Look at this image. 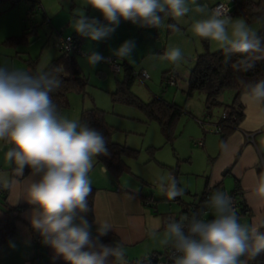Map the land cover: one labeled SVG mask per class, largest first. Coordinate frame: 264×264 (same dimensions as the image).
Segmentation results:
<instances>
[{
	"label": "clouds",
	"instance_id": "obj_1",
	"mask_svg": "<svg viewBox=\"0 0 264 264\" xmlns=\"http://www.w3.org/2000/svg\"><path fill=\"white\" fill-rule=\"evenodd\" d=\"M88 6L107 23L88 17L84 11ZM229 11L223 4L210 9L199 0H86L83 10H73L71 27L82 37L101 41L121 20L138 27L179 31L178 22L194 12L202 18L192 23L193 33L216 42L224 63L246 73L264 61V37L245 20L231 17ZM169 19L177 23H166ZM135 47L134 41L127 40L113 50L112 56L93 51L85 59L93 68L111 63L113 57L135 64ZM234 55L239 58L233 62ZM160 58L175 65L184 56L179 47H170ZM58 72L56 67L30 72L0 66V142L10 145L4 159L14 165L15 177L24 178L22 197L32 206L27 217L31 228L56 257L69 264H109V258L112 264H127L123 243L105 244L101 240L112 226L107 221L89 220L93 214L89 172L94 158L109 155L108 141L89 123L61 114L52 98L62 85ZM240 83L245 104L264 105V79ZM227 147L222 144L225 150ZM160 188L169 200L185 194L172 173L166 179L160 177ZM252 195L264 206V173L257 176ZM157 235L152 233L153 238ZM159 242L171 248L172 264H249L264 254V222L242 224L232 197L216 190L201 210L178 219L166 218Z\"/></svg>",
	"mask_w": 264,
	"mask_h": 264
},
{
	"label": "crops",
	"instance_id": "obj_2",
	"mask_svg": "<svg viewBox=\"0 0 264 264\" xmlns=\"http://www.w3.org/2000/svg\"><path fill=\"white\" fill-rule=\"evenodd\" d=\"M218 1H227L233 7L236 2L241 0H199L200 3H206L207 5L215 4ZM67 2L69 3L68 6L72 15L73 10L76 8H78L77 11L83 10L86 0H56L58 6L50 5L49 0H39L41 22L53 29V25L56 22L54 20L55 16L63 10V5ZM26 3L25 15L29 7L28 1ZM18 8V6H15L10 10H18ZM84 11L88 17L96 18L101 23H107L103 16L90 6L84 8ZM187 16L189 18V15ZM232 17L245 20L240 15ZM67 22L70 23L71 20ZM174 22L177 23V21ZM35 23L37 22L35 21ZM125 23L128 24L125 26ZM248 24L253 31L257 32L262 24H264V17ZM189 26V19H187L184 27L185 31ZM148 30H150L149 27H138L131 22L121 20L115 31L101 41H92L81 36L79 54L83 56V59H85V55L93 51L108 53L109 56H112L113 50L118 48L119 44L129 40L126 36L133 31H136L146 43H160V46L162 45L161 43H164L167 46L169 32L166 27L161 29L152 28L153 34L150 35L148 34ZM161 32L164 33L162 34ZM52 34L55 37L53 46L57 52L54 56L56 57L59 54L56 43L60 37L66 35L62 31H57L56 33L52 31ZM67 35L79 34L73 30L72 34ZM207 41L210 50L215 51L219 49L216 42ZM180 49L184 57L192 58L197 54L196 47L193 50H189L188 46L181 45ZM154 52L151 48L147 51V53ZM29 58L32 59L31 56ZM119 60L120 62L122 61L121 59ZM123 61L131 65L127 60ZM188 65L183 61L182 63L172 65L171 69H168L169 66L162 68L160 81L165 72L172 70L181 77V81L174 87L180 88V90L185 92L187 89L185 82L187 83L189 77ZM25 69L26 67L23 70ZM146 73L148 74L147 71ZM139 77L142 79L150 78V76L149 78ZM234 94V90H225L221 95V101L224 104H231ZM241 97L242 94H240L238 101L242 105V119L237 128L230 132L222 142H220L219 133H204L198 120H207L209 124L217 123L222 112L225 110L224 105L213 108L208 115L209 118H206L205 109L200 114L202 118H195L192 115L191 109H186L195 118L196 123H191L187 120L182 126L180 123L181 117L177 124L175 130L176 138L173 143L174 154L176 156L175 162L176 166L178 165L176 168L168 166V169H166L167 166L163 160L160 161L158 160L159 158H155V165H153L155 167H151L152 161L149 159L148 161H151V163L146 165V171L141 173L134 172L131 159L124 157L123 160L128 165L130 171L123 172L118 177H115L107 171L105 166L96 163V159L94 158V166L98 167L99 174L96 176L98 180L90 179L92 186L95 187L92 207L93 220L95 219V221L100 223L107 221L112 226L113 230L109 233L113 234L118 238V241L124 244L127 264H135L137 260L147 257L152 253H162L165 249L159 242L163 232L162 219L168 214H180L182 205L184 203L196 202L207 186H213L214 188L222 187L231 192L236 191L235 188H239V192L236 195L246 207L244 212L238 214L240 222L242 224L256 225L264 222V206H261L252 195V189L255 186L257 176L264 173V105L245 104ZM83 109L86 108L84 107ZM105 120L110 124L106 119V115ZM110 125L113 126L112 124ZM213 134L219 135L217 148L216 137ZM180 138H185V140L183 141ZM200 138L203 139V145L195 143ZM189 141L192 143L190 144ZM114 142L118 143L117 141ZM222 144L228 146L226 150L222 148ZM198 152H201L204 157L201 167L198 164ZM195 153L197 154L196 159ZM13 167H9L3 173H0V185L5 188L4 203L7 206L19 208L16 211L15 234L9 241L0 244V264H39L49 258L64 260L62 257H56L53 249L43 244L39 234L32 230L27 218L32 206L22 197L24 178L15 177L12 171ZM104 169H106V172ZM152 170H155L153 172L156 175L155 179H153L157 180L156 182L159 184L160 177L166 179L169 172L175 170V177L185 189V194L181 197L183 200L182 204L169 200L167 196L161 198V195H154L151 188L147 185L149 184L148 180H146L148 178L147 174L152 172ZM28 171V169L25 170V176L28 175ZM90 174L91 171L89 172ZM5 183L10 184V187H5ZM146 201H149V203L147 204ZM2 207L3 203L0 202V218L5 215ZM211 218L209 217V219ZM94 228L95 225H93ZM153 232L158 233L156 238H153ZM102 242L110 244L106 240H102ZM109 264H112L111 258H109ZM249 264H264V254L258 256L254 261H250Z\"/></svg>",
	"mask_w": 264,
	"mask_h": 264
},
{
	"label": "rangeland",
	"instance_id": "obj_3",
	"mask_svg": "<svg viewBox=\"0 0 264 264\" xmlns=\"http://www.w3.org/2000/svg\"><path fill=\"white\" fill-rule=\"evenodd\" d=\"M49 3L50 5H57L56 0H49ZM26 4L25 0H19L17 3H15L14 0H0V66L24 69L26 65L23 59L31 56L36 62V70H42L57 54L56 49L53 46L55 37L52 34V31H54V33L62 31L64 35L72 34L73 29L71 27V22H67L70 20L72 21V15L69 10V3L67 2L63 5V10L55 16L54 20L56 22L55 25H53L54 28L52 29V27H47L41 22V13L39 10L30 16L32 18V22H34L33 25H36L37 32L33 33L29 42L24 45L19 44L15 47L5 44L3 42L5 38L21 34L24 26L27 24L28 20L24 12ZM212 5H208V7L210 8ZM15 6L19 7L18 10H10ZM77 9L78 8L75 10L77 11ZM200 18L202 17L194 12H191L189 13V18L188 16H185L181 19L179 21V25L182 26L181 28L179 26L180 30L172 31L168 34L167 46L164 43H161V46L160 43H146L136 31H133L126 36L129 40L134 41L136 45L132 54L135 59V64H130L134 70H146L150 76L149 79H142L139 76H136L134 79L131 90L141 100L147 102L154 96H161L170 102H176L184 105L187 110L190 108L192 115H194L195 118H202L200 114L205 109L204 94L202 92H193L187 97L186 93L180 90V88L164 86V84L160 81L161 69L166 66H169L168 69H171L172 65H174L173 63L160 58L167 49L170 47L180 48L181 45H186L189 50H193L194 47H196L197 54L202 52L203 46L201 38L196 36L191 28L194 20ZM187 19H189L190 26L185 31L184 27ZM35 21L37 23H35ZM127 24L128 23H125V26ZM149 29L148 34H153L152 28ZM120 45L121 44L118 46ZM150 48L155 52L147 53ZM85 52L87 53V51ZM99 53L105 57L109 56L108 53ZM75 56L82 73L88 79V83L85 87V92L72 91L68 93L69 104L66 108L62 109L61 114L68 119L78 120L81 110L84 107L90 108L96 106L98 108H102V110L106 112L105 115L107 121L114 127L112 140L117 141L120 144H124L129 148L135 149L138 152L135 158L127 157L128 159H131L134 172L141 173L146 171V165L151 163V161V167H155L153 166L155 165V158H159L158 160L160 161L163 160L164 164L167 166L166 169H168V166L176 167V156L174 154L173 144L165 141L157 122L147 118V116L136 106L122 102H114L111 99V93L116 88V80L122 77V71H112L107 63H101L93 68L87 64L86 59H83L81 54L77 53ZM84 57H86V55ZM183 61L186 62V64H189L188 58L184 57L181 63ZM192 115L188 112L187 114H183L180 122L181 125L183 126L187 120L191 123H196V120ZM213 135L216 137L217 148L219 135ZM180 139L183 141L185 140V138ZM189 143L191 144L192 142L189 141ZM9 146L10 145L0 142V173H3L7 168L13 166L9 165L4 159V152ZM197 148L199 147L197 146ZM198 155V164L199 167H201L204 162V157L201 152H198ZM196 158L197 154L195 153V159ZM149 159L151 161H148ZM153 171L155 170H152V172L147 174L148 178L146 180H148L149 183L147 185L151 188L154 195H161V198L166 197V194L161 191L160 184L156 182L157 180H154L156 175ZM98 174V167L94 166L91 170L89 178L91 180L92 178L93 180H98L96 177ZM153 182L157 184H154Z\"/></svg>",
	"mask_w": 264,
	"mask_h": 264
},
{
	"label": "trees",
	"instance_id": "obj_4",
	"mask_svg": "<svg viewBox=\"0 0 264 264\" xmlns=\"http://www.w3.org/2000/svg\"><path fill=\"white\" fill-rule=\"evenodd\" d=\"M18 1L19 0H14V2ZM26 1L29 3L26 14L28 22L24 26L21 34L5 38L3 41L5 44L13 47L18 46L19 44H27L33 33L37 32L36 25H33L34 22H32L30 16L38 11L35 9V6L39 4V0ZM233 11L234 15H240L247 23H252L264 17V0L238 1L233 5ZM168 23L175 22L169 19ZM167 31L169 33L172 32V30L168 28ZM257 34L264 37V24H262L257 31ZM71 36L75 39L78 51L59 52V54L52 58L42 69L49 70L53 67L59 68L57 75L61 79L62 85L57 91L52 93V98L58 105L60 112L69 104L68 93L72 91L85 92V87L88 83V79L82 73L75 56L77 53H80L79 43L81 42V36ZM201 43L203 46L202 52L196 54L192 58L186 57L189 61V77L185 93L187 97L193 92H202L204 94L206 115H209L213 108L224 105V109L228 111V115L225 118L220 117L217 121V124L220 127V142H222L230 132L237 128L243 116L242 105L238 101L240 94L243 93V86L240 81L254 82L259 79H264V61L257 62L255 68L246 73L236 72L229 64L224 63V56L221 50L217 49L211 51L207 39L201 38ZM238 58L237 55H234L232 61L234 62ZM23 61L26 65L25 70L30 72L38 71L36 70V62L33 59L25 58ZM120 66L122 77L116 80V88L111 93V99L114 102H122L139 108L147 118L157 122L165 141L173 144L176 138L175 130L177 124L182 115L187 114L188 112L184 105L170 102L161 96H154L147 102L141 100L131 90L134 79L136 76H139L140 71L134 70L131 65L123 60L120 62ZM225 90L235 91L231 104H224L221 101V95ZM78 120L87 122L91 127L101 131L108 141L107 148L109 155L98 156L96 158V163L105 166L107 171L115 177H118L123 172H129L130 169L123 159L124 157L135 158L138 152L135 149L129 148L124 144L116 143L112 140L114 127L106 122L104 110L96 106L83 109ZM176 167H178V165ZM172 171L174 175H176L175 170ZM92 188L93 192L89 197L91 207H93V198L95 194V187L92 186ZM235 190V193L239 192V188H235ZM4 200L5 188L1 185L0 202L3 203L2 208L5 215L0 218V244L9 241L15 234V222L17 219L16 211L19 209L17 207L7 206L4 203ZM245 209L246 207L243 205L241 199H239V210L237 213L240 214L244 212ZM89 220H93V214H89ZM101 240H106L110 242V244H113L118 241V238L109 233L107 236L102 237ZM39 264H69V262L62 259L49 258L43 260Z\"/></svg>",
	"mask_w": 264,
	"mask_h": 264
},
{
	"label": "built area",
	"instance_id": "obj_5",
	"mask_svg": "<svg viewBox=\"0 0 264 264\" xmlns=\"http://www.w3.org/2000/svg\"><path fill=\"white\" fill-rule=\"evenodd\" d=\"M218 4H223L225 9H230L229 15L232 17L234 16L233 7L227 2V1H218L215 4H213L211 8H214ZM41 8L40 4H37L35 6V9L39 10ZM56 48L58 52H72V51H78V47L75 43V39L71 35H66L60 37L59 41L56 43ZM110 67V69L114 72H119L121 70L120 66V60L118 58L113 57V60L111 63H107ZM139 76L143 78H149V75L146 73V71H140ZM181 80V77L175 73L174 71L170 70L167 73L164 74L162 78V84L164 86H176L179 81ZM228 115V111L224 110L221 114V118H225ZM206 118H209L207 115ZM199 124L201 125L204 133H219L220 127L217 123L215 124H209V122L206 120H198ZM249 139V138H248ZM203 139L200 138L197 141H195L198 145H203ZM169 173H173V171H170ZM1 189V185H0ZM216 190L225 191L229 196L232 197L234 207L236 211L239 210V198L237 197L235 192L228 191L222 187L214 188L213 186H207L205 190L200 195L199 199L196 202L192 203H184L182 205L181 213L178 215H170L168 214L162 219V227H163V221L168 217H175L179 218L182 214H190L193 211H199L203 208L204 202L208 199V197ZM173 201H177L178 203L182 204L183 200L181 197L175 198ZM148 204L149 201H146ZM171 248H165L164 251L160 254L158 253H152L151 255H148L147 257L143 259H139L135 262V264H172V259L170 258Z\"/></svg>",
	"mask_w": 264,
	"mask_h": 264
}]
</instances>
